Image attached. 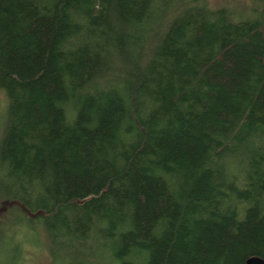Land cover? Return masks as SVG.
Here are the masks:
<instances>
[{"label": "trees", "instance_id": "16d2710c", "mask_svg": "<svg viewBox=\"0 0 264 264\" xmlns=\"http://www.w3.org/2000/svg\"><path fill=\"white\" fill-rule=\"evenodd\" d=\"M1 109L0 206L41 213L8 207L0 240L25 227L63 264L264 259V0L238 21L206 0H0Z\"/></svg>", "mask_w": 264, "mask_h": 264}, {"label": "rangeland", "instance_id": "374dc122", "mask_svg": "<svg viewBox=\"0 0 264 264\" xmlns=\"http://www.w3.org/2000/svg\"><path fill=\"white\" fill-rule=\"evenodd\" d=\"M206 2L209 7L214 9L225 8L232 19L236 21L248 18L252 7L257 4V0H206ZM5 104V102L2 104V108ZM1 113L2 116V109ZM6 211L0 214V221L5 218ZM8 228L9 230L3 232L2 240H0V264H63L60 258H51L47 247L42 243V238L37 241L38 233L34 234L25 227H19L17 230L12 227ZM16 239L25 240L22 242L23 252H21L19 263L16 261L19 257L18 246H15V243L18 242ZM90 244L93 253L101 251L99 242L93 240ZM65 248L63 245L55 253L66 257Z\"/></svg>", "mask_w": 264, "mask_h": 264}, {"label": "water", "instance_id": "95a60500", "mask_svg": "<svg viewBox=\"0 0 264 264\" xmlns=\"http://www.w3.org/2000/svg\"><path fill=\"white\" fill-rule=\"evenodd\" d=\"M14 204H18L20 206V208L25 211L27 213L28 216L30 217H35L36 215L40 214V211H36V212H31L29 211L23 204L18 203L17 201L14 200H4L1 202V206H0V214H2L3 212H5L7 210L8 207L14 205ZM244 264H264V259L259 258L257 256H253L248 258Z\"/></svg>", "mask_w": 264, "mask_h": 264}]
</instances>
